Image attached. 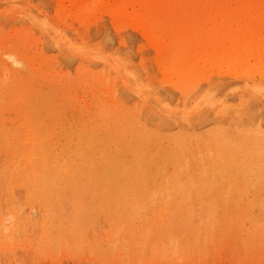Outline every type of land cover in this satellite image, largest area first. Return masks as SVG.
<instances>
[{"label":"rangeland","instance_id":"obj_1","mask_svg":"<svg viewBox=\"0 0 264 264\" xmlns=\"http://www.w3.org/2000/svg\"><path fill=\"white\" fill-rule=\"evenodd\" d=\"M175 5L184 18L200 12L191 0H176ZM94 8L99 13L93 9L65 19L56 17V0H0V263L264 264V126L256 135L255 127L214 121V111L197 101L218 84L241 85L252 77L264 81L263 59L254 65V54L246 56V70L240 57L234 65V55V61L228 56V61L218 62L216 56L202 60L213 50L212 56H221L237 33L233 28L229 36L218 33V40L208 39V32L198 27L187 32L193 36L187 45L192 52L199 47L206 57L174 60L166 73L161 64L157 67V47L130 27L117 31L108 6ZM33 14L38 15L35 21L29 18ZM179 27L186 33L185 22ZM242 40L236 46H243ZM5 51L16 54L22 67L12 66L5 74ZM125 58L132 62L127 67L134 77L114 65ZM229 60L235 62L231 69ZM187 69L195 78L199 70L206 72L185 85ZM175 78L186 82L177 87ZM140 84L147 90L136 88ZM238 87L227 92L235 94ZM182 119L187 124L183 129L178 125ZM237 166L245 172L236 175Z\"/></svg>","mask_w":264,"mask_h":264},{"label":"bare ground","instance_id":"obj_2","mask_svg":"<svg viewBox=\"0 0 264 264\" xmlns=\"http://www.w3.org/2000/svg\"><path fill=\"white\" fill-rule=\"evenodd\" d=\"M15 1V0H14ZM19 1V0H17ZM43 1V0H42ZM41 3V1H40ZM176 3V0H56V14H57V18H58V15H61L62 18H80L82 17L85 13L87 12H90L93 11V9L96 11V9L94 8L95 6H101V5H106L108 6L109 8L107 9L108 13L110 14L111 16V19H112V22L115 24V26L117 27V31L120 30L118 29V27H123L121 28L123 32L124 29H128V27H130L131 29L135 30V32H139V34L145 38L148 42H150L151 45H153L154 47H157L159 49V56H155V54L153 53V55L155 56V58H151L152 60L155 59L156 60V57L159 61V64L157 65V67L159 68L160 64H161V67L166 69V73L167 70L170 71L169 68L170 65H173L174 63V60H180V62L182 61L183 58L185 57H192V56H196L197 58V55H198V58L200 57V55H202V58L203 57H206L205 55L203 56V50L202 49H199L198 48H194L193 52H192V49L190 47H188L187 45V42L190 41V37H193L191 36L190 34H188L187 32H191V30H193V28H201L200 32H208V36L210 38H213L214 36L216 37L218 33H223L225 36H229L231 34L233 30V28H236V37H233V39L236 41L238 39L239 40H242L241 42L244 44L243 46H236V43L234 41V45H227V46H230V48L228 47H225L223 49H225L224 51L220 50V55L221 56H217L219 55V53H217V55H213V52L215 53V50L211 51L212 48H210V51L212 52L211 56L209 57L208 54H207V58H203L202 60H205V59H208V61H211L212 58H214L216 56V59L218 62L219 61H222V59H224L225 61H228V58H224L225 56H228L229 58L232 57L234 55V59L236 61V59L239 60V58H236V57H240V62L242 63H239V65L241 64L242 67L244 64V59H246V56L251 57V55L254 54L255 57H253V59H256L257 60V63L254 64V65H257V64H261V61L263 59L264 61V0H191V3L192 5L194 6V11H197V10H200L199 13H192L190 15H188L186 18H183L179 15H177V11L174 9L175 7L177 8L178 6L175 5ZM20 4V2H19ZM31 5H33L31 3ZM35 5V4H34ZM7 6H11V5H8ZM15 6V5H13ZM5 6L3 5V8ZM17 7V6H16ZM30 7V6H29ZM7 8H10V7H5V9ZM13 8V7H12ZM19 8V7H18ZM46 8V7H45ZM102 8V7H101ZM15 9V7H14ZM28 9H31V8H28ZM168 9L171 11L174 9V11L172 12H168L166 14L165 11H168ZM178 9V8H177ZM3 10V9H2ZM18 10V9H17ZM16 10V12H17ZM40 10V9H39ZM25 11V10H24ZM27 11V10H26ZM31 11V10H30ZM53 11V10H52ZM98 11V10H97ZM97 11H96V14H97ZM180 11V10H179ZM12 12V10H11ZM40 12V11H39ZM15 13V11H14ZM21 13V12H19ZM25 13V12H24ZM35 13V12H34ZM41 13V12H40ZM54 13V12H53ZM94 13V12H93ZM99 13V11H98ZM29 14V13H28ZM52 14V13H51ZM6 15V14H5ZM16 15V14H15ZM18 15V13H17ZM16 15V16H17ZM24 15V14H23ZM53 15V14H52ZM15 16V17H16ZM19 16V15H18ZM35 15L33 14V17H29L32 19V21H35V19L33 20V18H37L38 15ZM41 16V15H40ZM54 16V15H53ZM91 16V15H90ZM108 16V15H107ZM109 16V17H110ZM21 17H24V16H21ZM89 17V16H88ZM93 17V16H92ZM26 18V17H25ZM28 18V19H29ZM50 18V17H49ZM48 18V19H49ZM87 18V17H86ZM85 18V19H86ZM99 18V16H98ZM27 19V18H26ZM39 19V18H38ZM41 19V18H40ZM45 19V17H44ZM51 19V18H50ZM83 19V20H85ZM94 19V17H93ZM99 19H103V17L99 18ZM97 19V20H99ZM25 20V19H23ZM55 20V19H54ZM57 20V19H56ZM100 20V21H101ZM105 21V18L103 19ZM27 21V20H26ZM31 21V20H30ZM45 21V20H44ZM95 21H96V18H95ZM37 22V21H36ZM46 22V21H45ZM45 22L43 24H45ZM48 22V21H47ZM64 22V21H63ZM75 22V21H74ZM111 22V23H112ZM186 23V26L188 25V29L186 30V33L184 32H181V28L179 27V25L181 23ZM27 23V22H26ZM38 23V22H37ZM36 23V24H37ZM41 23V22H40ZM70 24V22H68ZM76 23V22H75ZM74 23V24H75ZM96 23V22H95ZM99 23V22H98ZM35 24V22H34ZM35 24V25H36ZM39 24V23H38ZM57 24V23H55ZM72 24V23H71ZM79 24V23H78ZM82 24V23H81ZM33 25V23H32ZM48 25H49V22H48ZM51 27H54L52 26V24H50ZM58 25V24H57ZM93 25V24H92ZM44 29V26L41 25ZM47 26V24H46ZM76 26V25H74ZM81 26V25H80ZM78 26V27H80ZM98 26V25H97ZM114 26V28H115ZM174 26V28L171 30V27ZM202 26V27H201ZM69 27H73V26H69ZM69 27H68V31H69ZM76 27V28H78ZM101 28V26H98ZM41 28V27H40ZM55 28H58V27H55ZM75 28V29H76ZM103 28V27H102ZM112 28V29H114ZM159 28V29H158ZM13 29V28H12ZM36 29V28H35ZM72 29V28H71ZM70 29V30H71ZM86 29V27H85ZM170 29V30H169ZM45 30L44 29V33L45 34ZM49 30V28H48ZM100 31V29H98ZM132 30V32H133ZM37 31V30H36ZM42 31V30H41ZM60 31V29H59ZM59 31H56V33H58ZM73 31V29H72ZM80 31H83L82 28L80 27ZM107 29H106V33L105 34H108L107 33ZM116 32V30H114ZM41 33V34H42ZM52 33V32H51ZM50 33V34H51ZM55 33V31H54ZM60 33V32H59ZM68 33V32H67ZM66 33V34H67ZM76 35V38L78 37V33L74 32ZM117 33V32H116ZM48 34V33H47ZM46 34V35H47ZM84 33H82V36ZM97 35H100L98 33H96ZM127 34V32H126ZM138 34V35H139ZM52 35V34H51ZM60 35V34H59ZM87 35V34H86ZM96 35V36H97ZM122 35V34H121ZM165 35V36H164ZM48 36V35H47ZM62 36V35H60ZM94 36V38L96 37ZM123 36V35H122ZM162 36H164L163 38H161ZM44 37V36H43ZM54 37L55 34H54ZM67 37V36H66ZM66 37H64V39H66ZM85 37V36H84ZM87 37V36H86ZM91 37V36H90ZM90 37L88 39H90ZM105 37V36H104ZM130 37V36H129ZM62 38V37H60ZM71 38V37H70ZM80 38V36L78 37ZM92 38V37H91ZM97 38V37H96ZM95 38V39H96ZM100 38V36H99ZM106 38V37H105ZM127 38V37H126ZM218 37H216L217 39ZM241 38V39H239ZM54 39V38H53ZM68 39V38H67ZM66 39V40H67ZM103 39V42L104 38ZM108 39V38H107ZM118 39V38H117ZM123 39V38H122ZM58 42H59V38H57ZM63 39H61L62 41ZM80 40V39H79ZM85 40V39H84ZM124 40V39H123ZM130 40V39H129ZM146 40L144 42H146ZM168 40V41H167ZM214 40V39H213ZM218 40V39H217ZM220 41L222 39H219ZM225 41H223L224 43L228 42L226 41V39H224ZM55 41V40H54ZM118 41V40H117ZM192 41V40H191ZM64 42V40H63ZM147 42V43H148ZM207 42V40H206ZM205 42V43H206ZM211 42V41H210ZM216 42V40L214 41ZM222 42V41H221ZM219 43V46H221V44L223 43ZM237 42V41H236ZM240 42V44H242ZM60 43V42H59ZM58 43V44H59ZM100 43V42H99ZM98 43V44H99ZM124 43V41H123ZM142 43V42H141ZM232 43V41L230 42V44ZM260 43V45H259ZM44 44V42H43ZM56 44V43H55ZM85 44V43H84ZM104 44V43H103ZM122 44V43H121ZM146 44V43H145ZM149 44V43H148ZM215 44V43H214ZM217 44V43H216ZM239 44V43H237ZM57 45V44H56ZM55 45V46H56ZM118 45V44H117ZM125 45L126 42H125ZM124 45V46H125ZM136 45V44H135ZM143 45V44H142ZM142 45L139 43V45L137 44V46H141L139 49L142 50ZM218 45V44H217ZM216 45V46H217ZM224 46H226L225 44H223ZM68 46H70V43L68 42ZM67 46V47H68ZM73 46V45H72ZM80 46H83L80 44ZM88 46V45H87ZM123 46V47H124ZM136 46V47H137ZM190 46V45H189ZM213 46V45H212ZM222 46V47H224ZM57 47V46H56ZM92 47V46H90ZM89 47V49H91ZM145 47V46H143ZM192 47V46H191ZM87 48V47H86ZM100 48V47H99ZM107 47L105 46V49ZM109 48V47H108ZM131 51H133L134 49L132 48V45L131 47H129ZM128 48V49H129ZM227 48V49H226ZM93 49V48H92ZM95 49V48H94ZM102 49V48H101ZM100 49V51H101ZM104 49V50H105ZM133 49V50H132ZM138 50V47L136 48ZM147 49V47L145 48ZM149 49H152L149 48ZM103 50V51H104ZM108 50V49H107ZM144 50V49H143ZM142 50V52H143ZM153 50V49H152ZM155 50V49H154ZM209 50V49H208ZM216 51V52H219ZM58 51V50H57ZM60 51V50H59ZM63 51V47H62V50ZM60 51V52H61ZM95 51H97V49H95ZM106 51V50H105ZM139 51V50H138ZM191 51V52H190ZM87 52H88V49H87ZM121 52V51H120ZM70 53H73V52H70ZM141 53V52H140ZM192 53V54H190ZM76 54V53H75ZM97 54V53H96ZM104 54V53H102ZM138 53H136L137 55ZM157 54V53H156ZM3 55L6 57V61H4V65H5V68H4V71H5V74H8L9 73V69L10 67L12 66H15V67H22V65L24 64L22 62V60L14 53H11L9 51H5L3 53ZM85 55H88L87 54H84ZM101 55V54H100ZM128 55V54H127ZM135 55V56H136ZM146 55H148L146 53ZM191 55V56H189ZM237 55V56H235ZM96 56V55H95ZM99 56V55H98ZM97 56V57H98ZM102 56V55H101ZM149 56V55H148ZM147 58H150L151 56H149ZM194 56V57H195ZM83 57V56H82ZM90 57V56H89ZM95 57V58H97ZM131 57V56H130ZM133 57V55H132ZM138 57V56H137ZM140 57L141 54H140ZM139 57V58H140ZM192 57V58H194ZM86 58V57H85ZM93 58V57H92ZM262 58V59H261ZM98 59H103V57H98ZM115 59V58H113ZM142 59V58H141ZM234 61L233 58H230ZM104 60V59H103ZM117 60V59H116ZM115 60V66L116 68L118 66L122 67L125 71H127L128 73H130V75L133 76L132 72L128 69V67L130 66V62L129 64L126 63L128 61V58H125L123 59L121 62H118ZM132 60V59H131ZM134 60V59H133ZM144 60V58H143ZM237 60V61H238ZM261 60V61H260ZM84 61H86V59H84ZM140 63L139 64H142V65H139V66H143V61H141L139 59ZM190 61V59H189ZM189 61H187V64L188 65H192V63H189ZM198 61V59H197ZM197 61L194 60V62L196 63ZM215 61V60H214ZM225 61H223V63H221V65L223 66H228V65H225ZM236 61L233 62L234 65H236L238 62ZM247 61V60H246ZM253 61V60H251ZM153 62L155 61H152V64ZM177 62V61H176ZM193 62V61H192ZM193 62V63H194ZM202 62V61H200ZM199 62V63H200ZM249 62V61H248ZM247 62V63H248ZM97 63V62H96ZM106 64V62H104ZM138 63V62H137ZM156 63V62H155ZM183 63H184V60H183ZM208 63V62H207ZM214 63V62H213ZM228 63V62H227ZM226 63V64H227ZM230 63V64H229ZM229 66L232 65L233 67V64L231 63V61L229 60ZM254 63V62H253ZM252 63V64H253ZM2 64V63H0ZM68 64V63H67ZM78 64V63H77ZM80 64V63H79ZM85 64V63H84ZM127 64H128V67H127ZM186 64V65H187ZM197 64V63H196ZM202 64V63H201ZM37 65V64H36ZM98 65V64H97ZM135 65V64H132L131 67ZM203 65H205V63H203ZM240 65V66H241ZM248 67H249V72H250V66L251 64L248 63ZM60 66V65H59ZM58 66V67H59ZM69 65H67L68 67ZM76 66V65H75ZM78 66V65H77ZM137 66V65H135ZM156 66V65H154ZM185 66V65H184ZM202 65L199 66V68L201 67ZM212 67V65H209ZM237 66V65H236ZM239 66V67H240ZM112 67V64L111 66ZM109 67V68H110ZM119 67V69H120ZM138 67V66H137ZM186 67V66H185ZM188 67V66H187ZM214 67V66H213ZM222 66H220L219 68H221ZM230 66V69L232 68ZM238 67V66H237ZM241 67V68H242ZM55 68V67H54ZM57 68V67H56ZM64 68V67H63ZM115 68V67H114ZM156 68V67H155ZM216 68L214 67L215 70H218V66L216 65ZM223 68V67H222ZM244 68V67H243ZM242 68V69H243ZM261 68H264V65L261 67ZM185 69V68H184ZM202 69H203V66H202ZM213 69V68H212ZM229 69V70H230ZM234 69H235V66H234ZM247 69V66L245 65V68L244 70ZM255 69V68H254ZM58 70V68L56 69ZM154 70V69H153ZM194 70L193 69H190ZM190 70L187 69V72L189 71L190 73ZM195 70L198 71V69L195 68ZM215 70H213L212 72H215ZM222 70V69H221ZM224 70V69H223ZM222 70V71H223ZM228 70V71H229ZM114 71V70H112ZM155 71V70H154ZM159 76L161 73H159V69L157 70ZM164 71V70H163ZM162 71V72H163ZM173 71V70H172ZM255 71H260V68H256ZM70 72V71H69ZM73 72V71H72ZM124 72V71H123ZM126 72V73H127ZM156 72V71H155ZM191 72V73H192ZM200 72V70H199ZM195 73V75H197L199 78L204 75L202 74L201 72H206V69H204L203 71H201V76H199L200 73ZM212 72L209 74L211 76H214L212 74ZM218 74H219V70L217 71ZM225 71L221 72V73H224ZM233 69H232V71ZM251 72H252V69H251ZM60 73V72H59ZM74 73V72H73ZM170 73V72H169ZM188 73V74H189ZM189 74L190 76L187 78V82L184 81V83L186 82L185 85L191 83L190 80H191V77L194 78V80H198L199 78H195L194 75L191 76L192 74ZM220 73V74H221ZM260 73V72H259ZM262 73V71H261ZM76 74V73H75ZM162 74H165V71L164 73ZM186 74V72H185ZM225 74V73H224ZM223 74V75H224ZM84 75V74H83ZM168 75V74H167ZM85 76V75H84ZM116 76V75H115ZM150 76V75H148ZM166 76V75H165ZM216 76V75H215ZM234 75H232L233 77ZM262 76V74H259V77ZM121 77V76H120ZM134 77V76H133ZM147 77V76H146ZM236 77V75H235ZM256 77V76H255ZM83 78V77H82ZM152 78V77H150ZM157 78V77H156ZM160 78V77H159ZM179 78V77H178ZM204 78V76L202 77ZM208 78V77H207ZM206 78V79H207ZM247 78V77H246ZM262 78V77H261ZM158 79V78H157ZM164 79L163 76L161 78V80ZM201 79V78H200ZM119 80V78H118ZM133 80V79H132ZM141 79H139L140 81ZM160 80V79H159ZM203 80V79H202ZM201 80V81H202ZM208 80V81H207ZM205 80L206 82H208L209 84L212 82H209V79ZM121 81V79H120ZM124 80L122 79L121 82H123ZM172 81V80H171ZM175 81H176V78H175ZM182 81L180 83L179 80H177V85L179 84V86L177 87H181L182 85ZM242 81V80H241ZM117 82V81H116ZM167 82V80H166ZM173 82V81H172ZM196 82V81H195ZM224 82V81H223ZM239 82V81H238ZM236 82V83H238ZM244 84H241V85H236V83L234 82V85H233V82H229L228 84H226L225 86H218V85H215L213 86L210 90L206 91L203 93V95H201L202 97V100H197L198 102L201 101V103L204 105V107H208V108H211L213 111H214V114H213V117H212V120L214 121H217L218 119L221 120V121H224L225 124H229V123H233V122H239L241 124H243L244 126L246 127H250V128H253L255 127L256 129V135H261V131H260V128H262L264 126V81L263 80H256L254 77H252L251 81H243ZM85 83V82H84ZM100 83H101V80H100ZM114 83V82H113ZM127 83V82H125ZM141 83V82H139ZM198 83V81L196 82ZM120 84V83H119ZM129 84V83H128ZM142 84V83H141ZM141 84L136 88L138 87H142ZM181 84V85H180ZM123 85H124V82H123ZM148 86L150 84H147ZM184 85V86H185ZM106 86V85H105ZM132 86V85H131ZM136 86V85H135ZM143 86H144V83H143ZM174 86V85H173ZM218 86V87H217ZM235 86H239L237 89H236V93L235 94H229L227 91L228 89L234 87ZM145 87V86H144ZM144 87H142V90H147L146 89H143ZM206 87V86H205ZM216 87V88H215ZM109 88V87H108ZM129 88V87H128ZM133 88V87H132ZM151 88V87H150ZM131 89V88H130ZM169 89V88H168ZM8 90V89H7ZM122 90V89H121ZM140 90V88H139ZM141 90V91H142ZM148 90H149V87H148ZM151 90V89H150ZM203 90V89H201ZM133 92V91H132ZM144 92V91H142ZM83 93V92H81ZM151 93V92H150ZM153 93V92H152ZM155 93V92H154ZM160 93V91H159ZM202 93V91H201ZM142 94V93H141ZM165 94V93H164ZM35 95V93H34ZM143 95V94H142ZM78 96H81L80 94L77 95ZM167 96V95H166ZM138 97V96H137ZM144 97V96H143ZM152 97V96H151ZM197 97V96H196ZM82 98V97H81ZM147 99V97H145ZM153 98V97H152ZM140 99V98H139ZM190 100H191V97H190ZM88 101V100H87ZM108 101V100H107ZM153 100H151L152 102ZM156 101V100H155ZM90 102V101H89ZM143 102V101H142ZM157 102V101H156ZM198 102L196 104H198ZM150 103V102H149ZM148 103V104H149ZM144 104V103H143ZM158 104V103H157ZM188 104V103H187ZM186 104V105H187ZM200 104V102H199ZM198 104V106H199ZM145 105L147 106V103H145ZM162 105V104H161ZM87 106V105H86ZM102 106V105H101ZM104 106V105H103ZM194 105H191V107L193 108ZM165 107V106H164ZM167 107V106H166ZM186 107V106H185ZM90 108V107H89ZM100 108V107H99ZM150 108V107H149ZM195 108V107H194ZM201 108V107H200ZM161 109V108H160ZM170 109V108H169ZM172 109V108H171ZM176 109V108H175ZM183 109V108H181ZM89 110V109H88ZM163 110V109H162ZM184 110V109H183ZM207 110V109H206ZM92 111V110H90ZM156 111V110H155ZM177 111V109H176ZM180 111V110H179ZM106 112V111H105ZM158 112V111H157ZM6 113V112H5ZM110 113V112H109ZM190 113V112H189ZM106 114V113H105ZM108 114V113H107ZM187 114V113H186ZM163 115H166V114H163ZM168 115V114H167ZM192 115V114H191ZM20 116V115H19ZM168 117V116H167ZM188 117V116H187ZM189 118V117H188ZM27 120V118H25ZM18 120V119H17ZM191 120V119H190ZM185 119H182L180 120L181 123H178V125L180 126L181 129L185 128L187 126V124L185 122ZM21 123V122H20ZM19 123V124H20ZM83 123V122H82ZM16 124V123H15ZM13 126L14 123H13ZM21 126V125H20ZM96 126V124H95ZM254 129V130H255ZM59 142V141H58ZM61 142V141H60ZM26 144V143H25ZM27 145V144H26ZM72 150V149H71ZM10 151V149H9ZM65 151V150H64ZM10 153V152H9ZM7 154V153H6ZM26 155V153H24ZM59 155V154H58ZM4 156V155H3ZM53 156V155H52ZM8 157V156H7ZM13 157V156H12ZM28 157V156H27ZM16 158V157H15ZM22 158V157H21ZM6 159V158H5ZM10 159V158H9ZM22 160V159H21ZM20 160V161H21ZM25 160V159H24ZM24 160L22 162H24ZM6 161V160H5ZM80 161V160H79ZM210 162V161H209ZM8 163V162H7ZM12 163V161H11ZM21 163V162H20ZM223 163V162H222ZM17 164V163H16ZM20 165V164H19ZM5 166V165H4ZM6 167V166H5ZM23 167H26L25 165ZM240 166H237V171H235V174L236 175H239L241 174L242 172H245V167H244V170L243 168L240 170L239 169ZM242 167V166H241ZM14 168H15V165H14ZM23 169V168H22ZM27 169V168H26ZM260 169H264V164L260 167ZM14 170V169H13ZM26 171V170H25ZM6 172V170H5ZM17 172H18V169H17ZM22 173V172H21ZM221 173V172H220ZM224 173V172H223ZM9 174V173H8ZM179 174V173H178ZM39 175V174H38ZM224 176V174H221ZM222 176V177H223ZM32 178V177H31ZM24 179V178H22ZM53 179V178H52ZM10 180V179H9ZM8 180V181H9ZM31 180V179H30ZM51 180V179H50ZM23 183V182H22ZM25 184V183H24ZM8 185V184H7ZM33 185V184H32ZM31 185V186H32ZM219 185V184H218ZM14 186V185H13ZM182 186V184H181ZM15 187V186H14ZM220 187V186H219ZM17 188V187H16ZM183 188V187H182ZM187 188V187H186ZM18 189V188H17ZM20 189V187H19ZM23 189V188H22ZM29 189V188H27ZM31 189V188H30ZM34 189V188H33ZM44 189V188H43ZM6 190V189H5ZM187 190V189H186ZM191 190V189H190ZM12 191V189H11ZM24 191V190H23ZM32 191V190H31ZM26 192V191H25ZM24 192V193H25ZM166 192V191H165ZM194 192V191H192ZM22 193V192H21ZM41 193V191L39 192ZM189 193V192H188ZM166 194V193H165ZM26 195V194H25ZM23 196V195H22ZM28 196V195H27ZM35 196V195H34ZM172 196V194H171ZM29 197V196H28ZM31 197V196H30ZM24 200V198H22ZM40 199V198H39ZM14 200V199H13ZM7 201V200H6ZM26 201V200H25ZM24 201V202H25ZM8 202V201H7ZM21 202V201H20ZM19 202V203H20ZM23 202V204H24ZM37 202V201H36ZM254 202V201H253ZM39 203V202H38ZM37 203V204H38ZM33 204V203H32ZM40 204V203H39ZM12 205V204H11ZM26 205V204H25ZM28 205V204H27ZM84 205V204H83ZM32 207V205H30ZM38 206V205H37ZM36 206V207H37ZM41 206V205H40ZM39 206V207H40ZM20 207V206H19ZM18 207V208H19ZM75 208V207H74ZM16 209V208H15ZM45 209V208H44ZM167 209V208H166ZM170 209V208H169ZM8 210V209H7ZM35 210V209H34ZM33 210V211H34ZM12 211V209H11ZM74 211V210H73ZM80 211H82V209H80ZM9 212V211H8ZM232 212V211H231ZM23 213V212H22ZM41 213V212H40ZM13 214V213H12ZM251 214V213H250ZM254 214V213H253ZM252 214V215H253ZM9 215V214H8ZM33 215V214H32ZM164 215V214H163ZM234 215V213H233ZM251 215V216H252ZM256 215V214H254ZM15 216V215H14ZM27 216V215H26ZM34 216V215H33ZM10 217V216H9ZM12 217V216H11ZM10 217V218H11ZM44 217V216H43ZM42 217V218H43ZM8 218V217H7ZM13 218V217H12ZM17 218V217H16ZM19 218V216H18ZM4 219V218H3ZM14 219V218H13ZM12 219V221H13ZM5 220V219H4ZM32 220V219H31ZM47 220V218H46ZM19 221V219H18ZM30 220L27 221V223H30L29 222ZM44 221V220H42ZM264 221V220H263ZM261 221V222H263ZM36 222V221H35ZM8 223V222H7ZM5 222V224H7ZM13 223V222H12ZM18 223V222H17ZM23 223V222H22ZM46 223V222H45ZM139 223V222H138ZM4 224V222H3ZM16 224V223H15ZM14 224V225H15ZM21 224V223H20ZM32 224V223H31ZM13 225V224H12ZM13 225V226H14ZM17 225V224H16ZM43 224H41V226L39 227L41 229ZM46 225V224H44ZM5 226V225H4ZM9 226V224H8ZM24 228V227H22ZM21 228V229H22ZM44 228V227H43ZM5 229V227H4ZM3 229V230H4ZM46 229V228H44ZM7 230V229H6ZM4 230V231H6ZM23 230V229H22ZM43 230V229H42ZM45 231V230H44ZM47 231V230H46ZM24 232V230H23ZM43 232V231H42ZM5 233V232H3ZM44 235V234H43ZM43 237V236H42ZM41 238V237H40ZM52 240V239H51ZM6 243V241H5ZM13 247V246H12ZM158 252V250H157ZM168 253V252H167ZM222 254V253H221ZM176 263V262H175ZM1 264V263H0ZM112 264V263H111Z\"/></svg>","mask_w":264,"mask_h":264}]
</instances>
